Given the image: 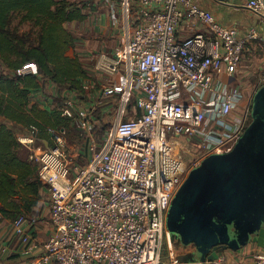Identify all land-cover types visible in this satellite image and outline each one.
<instances>
[{
    "label": "built area",
    "instance_id": "built-area-1",
    "mask_svg": "<svg viewBox=\"0 0 264 264\" xmlns=\"http://www.w3.org/2000/svg\"><path fill=\"white\" fill-rule=\"evenodd\" d=\"M113 1L126 25L135 27L113 56L102 54L97 62L99 70L120 78L101 88L104 97H118L115 126L89 145L83 165L69 159L64 128L50 129L55 144L44 149L35 146L36 125L18 137L50 193L54 227L40 243L38 229L25 215L13 219L25 264H176L163 258L175 193L194 166L212 153L229 151L224 146H234L252 121L250 104L233 127L223 124L243 98L236 76L243 57L259 47L264 61V33L256 26L240 34L197 0ZM243 1L264 27V0ZM187 19L207 24L209 31L179 39L177 28ZM14 74L41 73L27 62ZM133 100L142 112L125 120ZM65 105L63 115L81 131L93 129L91 110L75 111L70 100ZM194 139L205 149H198L197 158L191 153ZM214 262L227 264L226 256ZM254 264H264V245Z\"/></svg>",
    "mask_w": 264,
    "mask_h": 264
},
{
    "label": "trees",
    "instance_id": "trees-1",
    "mask_svg": "<svg viewBox=\"0 0 264 264\" xmlns=\"http://www.w3.org/2000/svg\"><path fill=\"white\" fill-rule=\"evenodd\" d=\"M15 15L30 23L29 31L11 27ZM83 16L65 0H0V64L16 71L32 62L54 83L81 90L88 76L79 58L68 54L74 37L65 23ZM37 76L0 73V116L25 127L36 125L41 132L43 124L56 125L60 117L36 105L28 109L32 90L40 87ZM20 149L12 128L0 121V212L13 219L31 213L41 199L38 165L22 158Z\"/></svg>",
    "mask_w": 264,
    "mask_h": 264
},
{
    "label": "water",
    "instance_id": "water-1",
    "mask_svg": "<svg viewBox=\"0 0 264 264\" xmlns=\"http://www.w3.org/2000/svg\"><path fill=\"white\" fill-rule=\"evenodd\" d=\"M251 114L234 146L204 157L172 199L166 227L176 264H210L228 250L264 245V84Z\"/></svg>",
    "mask_w": 264,
    "mask_h": 264
},
{
    "label": "crops",
    "instance_id": "crops-1",
    "mask_svg": "<svg viewBox=\"0 0 264 264\" xmlns=\"http://www.w3.org/2000/svg\"><path fill=\"white\" fill-rule=\"evenodd\" d=\"M63 1V0H56ZM71 3V8L79 11L83 16V18L75 19L69 21L72 24V28H67L74 37V47L68 52L70 56H77L80 60L83 70L87 74V78H83L81 85L82 89H73L75 93L80 96L82 92L88 95L87 102H81V98L73 99L70 97L72 109L78 111L79 109L90 110V103L95 102L97 97L102 94L101 88L104 84L107 83H115L119 81V75L111 74L105 71H101L97 67V62L102 54H106L108 56H113L115 49L125 43L127 39L132 35L134 30V25L127 26L125 23V17L123 15L122 9L120 5L113 0H65ZM230 4L221 3L217 0H197V2L204 8L210 9L218 20L227 25H234L240 34H242L246 29L250 26L254 25L253 19L256 21V18L253 16L251 12H249L244 7L243 0H227ZM229 6V7H228ZM231 8L234 9V12H238L239 9L243 10L244 14L241 18H237L234 14L231 16ZM252 18V19H250ZM251 21V22H249ZM249 22V23H248ZM209 31V26L197 19H187L183 21L179 27L177 28V36L179 39H184L188 36L194 35L198 32L207 33ZM259 68V64L257 62V53L254 51L253 53H249L245 55L237 69L236 76L238 78V84L242 89L243 98L244 95L248 92H255V90L261 85L263 81V77H258L254 82L253 78L256 79L257 70ZM11 75V72H7L4 70L3 72ZM258 76V75H257ZM38 81L40 83V87L32 90L30 97V105L28 109L30 110L33 105H36L37 108L42 111H46L49 116L55 115V110H53L48 103L42 98L45 94H48L50 90L55 91L58 86H70V84L58 85L54 83L50 78L44 76L43 74H39ZM44 81L46 83L44 87ZM50 86V88H49ZM50 89V90H49ZM45 92V93H44ZM90 92V95L88 94ZM94 92H97L99 95L95 98L92 97ZM63 93V92H62ZM136 94H142L140 91H137ZM51 96H54V93H51ZM242 100L240 101V105L242 106ZM112 105L109 106V110L112 109L114 111V116L118 117V97L108 98ZM108 101V102H109ZM66 100L64 101L65 104ZM66 106V105H65ZM63 107V109L65 108ZM241 106L234 108L231 115L226 119L223 123L227 129H230L235 125L236 120L239 117V113L241 112ZM106 108V107H103ZM141 110L135 106L134 100L128 105L127 113L123 116L125 120L132 118L135 115L141 114ZM59 117L63 116L61 113H56ZM70 121L74 120L70 119L66 116H63ZM64 120H60L56 125H45L44 128H40L36 135V144L38 140L42 141L45 148L49 146H53L55 144L54 139L50 135V129H58L64 128L65 138L68 144V150L71 151L74 155L81 153L82 151L87 152V147L82 149L78 143L72 140V135H68L67 128L62 125ZM91 120L96 122V119L92 116ZM0 121L8 124L12 130L14 131L17 139L21 135L29 134L30 127H25L23 125L17 124L13 121L6 119L4 116H0ZM55 121V120H54ZM96 125V124H95ZM79 130V129H78ZM81 131V130H80ZM83 132V131H81ZM85 136V146L89 145L93 142H101L103 136L100 138L99 136H95L93 134L92 129L89 131L83 132ZM82 133V135H83ZM19 141V140H18ZM20 143V142H19ZM21 144V143H20ZM90 156L89 150L87 153V158L85 163L88 161ZM22 157V156H21ZM30 160L28 157H22ZM31 161V160H30ZM83 163V164H85ZM42 189H44L50 196V193L46 187L42 185L40 189V196L42 199ZM41 199L35 208L39 205ZM34 208V209H35ZM50 216V212H49ZM28 219V218H27ZM29 222V220H28ZM52 225V223H51ZM29 228V227H28ZM37 228V226H36ZM54 230V227L52 225ZM38 229V228H37ZM39 230L35 233L37 235ZM39 240V238L37 237ZM40 243L42 241L39 240ZM23 243L20 241L19 237L15 234L13 228V219L3 215L0 212V264H25L27 258L22 254L21 250L23 248ZM39 250L42 249V245H39ZM260 246L257 243L252 242L249 245L238 251L228 250L223 254L226 256L227 264H254L255 255L259 251ZM175 256L172 253L171 258L174 260ZM168 261V262H169ZM212 264V263H210Z\"/></svg>",
    "mask_w": 264,
    "mask_h": 264
},
{
    "label": "rangeland",
    "instance_id": "rangeland-1",
    "mask_svg": "<svg viewBox=\"0 0 264 264\" xmlns=\"http://www.w3.org/2000/svg\"><path fill=\"white\" fill-rule=\"evenodd\" d=\"M236 2H238V0H236ZM229 7V6H228ZM231 16H233L234 14L237 16V18H241L244 14L243 10L239 9L238 12H234V9L231 8ZM234 13V14H233ZM20 17L19 15H15L12 17V21H11V27L12 28H17L20 32H26L29 31L31 25L29 22H20ZM252 19V18H250ZM254 24L256 25V27L260 30L261 33H264V27L261 28V21L259 19H256V21L253 19ZM251 22V21H249ZM248 22V23H249ZM72 24L71 22H67L65 23V27L66 28H72ZM227 24V23H226ZM255 52L257 53V62L259 64V68L257 70V74H256V79L253 78L254 82L257 80L258 77H263L264 76V61H263V53L261 51V49L259 47H257L255 49ZM4 70H6L7 72H11V75L9 73L5 74L7 76H12L14 71L7 69L6 67H4L3 65L0 64V72H3ZM4 74V73H3ZM258 75V76H257ZM48 83L47 81H44V87L45 84ZM49 85V83H48ZM50 88V86H49ZM73 87L70 86H58V88L55 91L50 90V92L48 94H45L42 98L45 100L46 103H48V105H50L49 107H51L53 110H55V114L58 113H62L63 114V107L65 106L64 101L66 100H70V97H72L73 99L76 98H81V102H87L88 101V95L85 94V92H82V94L80 96H78L77 93H75L73 91ZM54 93V96H51V93ZM63 92V93H62ZM45 93V92H44ZM88 94L90 95V92H88ZM253 92H248L247 94L244 95L243 101H242V106H241V112L239 113V117H241L243 115V108L247 105L252 104V95ZM99 94L97 92H94V95H92V97H96ZM108 98L104 97L102 94L99 95L96 99L95 102H91L90 103V110L92 112V116L96 119V122L94 121L93 123V134L95 136H99L100 138L105 135L107 132H109L116 124L118 117H115L114 115V111H112V109L109 110V106L112 105L110 103V101L108 102ZM106 107V108H103ZM64 116V115H63ZM60 116L59 120H64L65 117ZM66 121L62 122L61 126H65L67 128L68 131V135H72V140L75 141L76 143L79 144V146L82 149H85L87 147L88 149V144L85 146V136L84 133L80 131V129L77 127L76 121L73 122L70 121L69 119L65 118ZM96 124V125H95ZM79 129V130H78ZM83 133V135H82ZM194 144L196 146L191 145V153L196 155V158L198 156V149L199 148V143L194 139ZM37 146L40 149H44L45 146L42 143V141L38 140L37 142ZM233 147L232 143H228L227 145L224 146V148H226L227 150L231 149ZM201 152L205 151V149H200ZM82 151L81 153H78L76 155H74L71 151L69 152V159L74 162L75 164H81L83 165V163H85V160L87 158V152L86 151ZM29 150L23 146L21 144V149L19 150V153L22 157H28L29 155ZM191 155H189L188 159L190 158ZM195 158V157H193ZM187 159V160H188ZM194 160V159H192ZM189 161L190 163L192 162ZM35 162V161H34ZM36 163V162H35ZM42 199L39 203V205L29 214L26 215V217L28 218L29 222L33 223V225L37 226L38 228V233H37V237L39 238L40 241H45L49 235H51L54 230L52 228L51 225V220H50V216H49V212H50V196L49 194L42 189ZM13 219V218H12ZM174 247L177 249V246L174 245ZM172 255V251L170 249V241L169 238L166 236L164 238V242H163V258L165 261H169L168 259L171 258ZM212 264H215V262H212Z\"/></svg>",
    "mask_w": 264,
    "mask_h": 264
}]
</instances>
